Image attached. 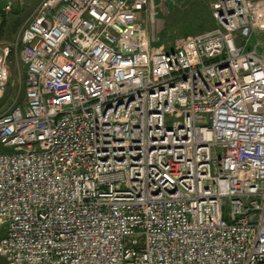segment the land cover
I'll list each match as a JSON object with an SVG mask.
<instances>
[{
    "label": "built area",
    "instance_id": "1",
    "mask_svg": "<svg viewBox=\"0 0 264 264\" xmlns=\"http://www.w3.org/2000/svg\"><path fill=\"white\" fill-rule=\"evenodd\" d=\"M152 1L41 0L0 44L7 264H264V0H215L174 49Z\"/></svg>",
    "mask_w": 264,
    "mask_h": 264
},
{
    "label": "rangeland",
    "instance_id": "2",
    "mask_svg": "<svg viewBox=\"0 0 264 264\" xmlns=\"http://www.w3.org/2000/svg\"><path fill=\"white\" fill-rule=\"evenodd\" d=\"M6 1L8 0H0V5ZM10 1L13 3L12 9L7 13L0 11V42L15 45L19 40L21 28L41 0ZM214 1L153 0L148 9L140 14L146 36L155 47L165 46L166 49L178 47L182 39L211 29L215 25L211 14ZM258 39L264 42V33L259 34ZM252 42H256V38H253ZM19 50L20 45L18 44ZM8 65L10 77L7 81L1 110L9 108L21 91L20 75L23 73V65L19 62V55L13 52L9 56ZM217 154H220L219 151ZM229 210V205H226L224 214H227ZM0 264H7L2 257H0Z\"/></svg>",
    "mask_w": 264,
    "mask_h": 264
},
{
    "label": "crops",
    "instance_id": "3",
    "mask_svg": "<svg viewBox=\"0 0 264 264\" xmlns=\"http://www.w3.org/2000/svg\"><path fill=\"white\" fill-rule=\"evenodd\" d=\"M8 1H10V0H8ZM6 2H7V1H6ZM6 2H5V3H6ZM5 3H4V4H5ZM4 4H1V5H0L1 10H3V5H4ZM3 11H4V10H3ZM4 12H5V11H4ZM5 13H6V12H5ZM31 13H32V12H31ZM30 15H31V14H30ZM29 17H30V16H29ZM26 22H27V21H26ZM26 22H25V23H26ZM25 23H24V24H25ZM0 44H4V43H1V42H0ZM4 45H7V44H4Z\"/></svg>",
    "mask_w": 264,
    "mask_h": 264
},
{
    "label": "bare ground",
    "instance_id": "4",
    "mask_svg": "<svg viewBox=\"0 0 264 264\" xmlns=\"http://www.w3.org/2000/svg\"><path fill=\"white\" fill-rule=\"evenodd\" d=\"M17 55V54H16ZM19 55V54H18ZM19 62H20V60H19ZM20 64H21V62H20ZM10 70V69H9ZM20 77H21V75H20Z\"/></svg>",
    "mask_w": 264,
    "mask_h": 264
},
{
    "label": "trees",
    "instance_id": "5",
    "mask_svg": "<svg viewBox=\"0 0 264 264\" xmlns=\"http://www.w3.org/2000/svg\"><path fill=\"white\" fill-rule=\"evenodd\" d=\"M0 11H1V8H0ZM214 26H215V25H214ZM214 26H213V27H214ZM213 27H212V28H213Z\"/></svg>",
    "mask_w": 264,
    "mask_h": 264
}]
</instances>
